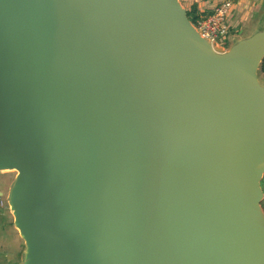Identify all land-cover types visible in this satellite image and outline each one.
<instances>
[{
    "label": "water",
    "instance_id": "water-1",
    "mask_svg": "<svg viewBox=\"0 0 264 264\" xmlns=\"http://www.w3.org/2000/svg\"><path fill=\"white\" fill-rule=\"evenodd\" d=\"M255 69L177 0H0L25 264H264Z\"/></svg>",
    "mask_w": 264,
    "mask_h": 264
},
{
    "label": "crops",
    "instance_id": "crops-1",
    "mask_svg": "<svg viewBox=\"0 0 264 264\" xmlns=\"http://www.w3.org/2000/svg\"><path fill=\"white\" fill-rule=\"evenodd\" d=\"M198 19L223 0H177ZM225 53L236 60L255 59L257 80L264 85V0H231ZM0 170V264H25L26 243L14 224L9 196L15 177Z\"/></svg>",
    "mask_w": 264,
    "mask_h": 264
},
{
    "label": "built area",
    "instance_id": "built-area-1",
    "mask_svg": "<svg viewBox=\"0 0 264 264\" xmlns=\"http://www.w3.org/2000/svg\"><path fill=\"white\" fill-rule=\"evenodd\" d=\"M230 6L231 0H223L211 13L201 16L192 23L197 33L209 43L224 47L228 35L227 16Z\"/></svg>",
    "mask_w": 264,
    "mask_h": 264
},
{
    "label": "trees",
    "instance_id": "trees-1",
    "mask_svg": "<svg viewBox=\"0 0 264 264\" xmlns=\"http://www.w3.org/2000/svg\"><path fill=\"white\" fill-rule=\"evenodd\" d=\"M187 16L189 18V20L192 22V23H195L198 19V17L196 16H193L191 12H187ZM260 70L262 71V73H264V59L262 60L261 62V65H260ZM261 207H262V210L264 212V204H263V201L261 202Z\"/></svg>",
    "mask_w": 264,
    "mask_h": 264
},
{
    "label": "rangeland",
    "instance_id": "rangeland-1",
    "mask_svg": "<svg viewBox=\"0 0 264 264\" xmlns=\"http://www.w3.org/2000/svg\"><path fill=\"white\" fill-rule=\"evenodd\" d=\"M260 84H263V82H261ZM9 173H11V178H14L17 173L15 171H10ZM260 186H261V202L263 201L264 204V173L261 177V181H260Z\"/></svg>",
    "mask_w": 264,
    "mask_h": 264
},
{
    "label": "bare ground",
    "instance_id": "bare-ground-1",
    "mask_svg": "<svg viewBox=\"0 0 264 264\" xmlns=\"http://www.w3.org/2000/svg\"><path fill=\"white\" fill-rule=\"evenodd\" d=\"M6 170V169H5ZM6 171H8V170H6Z\"/></svg>",
    "mask_w": 264,
    "mask_h": 264
}]
</instances>
